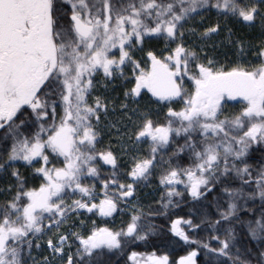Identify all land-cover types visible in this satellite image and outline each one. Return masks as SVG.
<instances>
[{
  "label": "snow or ice",
  "instance_id": "1",
  "mask_svg": "<svg viewBox=\"0 0 264 264\" xmlns=\"http://www.w3.org/2000/svg\"><path fill=\"white\" fill-rule=\"evenodd\" d=\"M0 264H264V0H0Z\"/></svg>",
  "mask_w": 264,
  "mask_h": 264
},
{
  "label": "trees",
  "instance_id": "2",
  "mask_svg": "<svg viewBox=\"0 0 264 264\" xmlns=\"http://www.w3.org/2000/svg\"><path fill=\"white\" fill-rule=\"evenodd\" d=\"M103 89H100V91L102 92ZM122 90V86H121V82L120 81H117L115 83V89L113 90L112 86L109 87L108 91H107V94L109 96H115V95H118ZM105 142H107V138L105 139ZM144 192L145 193H148L149 195L147 196V199H151V196L154 194L152 192V189L151 188H145L144 189ZM118 222V221H117ZM140 251H144L146 249H144L143 247H141L140 249H138Z\"/></svg>",
  "mask_w": 264,
  "mask_h": 264
},
{
  "label": "flooded vegetation",
  "instance_id": "3",
  "mask_svg": "<svg viewBox=\"0 0 264 264\" xmlns=\"http://www.w3.org/2000/svg\"><path fill=\"white\" fill-rule=\"evenodd\" d=\"M250 31H251V30H249V29H240V33H241V34H246V33L250 32ZM217 39H218V40H223V39H224V36L222 35L221 37H218ZM219 51H220L221 54H222V53H224V52H227L228 49H227L226 47H221ZM229 55H230V53H229ZM222 57H223V56H221V58H222ZM102 92H103V91H102Z\"/></svg>",
  "mask_w": 264,
  "mask_h": 264
},
{
  "label": "rangeland",
  "instance_id": "4",
  "mask_svg": "<svg viewBox=\"0 0 264 264\" xmlns=\"http://www.w3.org/2000/svg\"><path fill=\"white\" fill-rule=\"evenodd\" d=\"M221 56H223V53L221 54ZM223 58V57H222ZM103 91V90H102Z\"/></svg>",
  "mask_w": 264,
  "mask_h": 264
}]
</instances>
